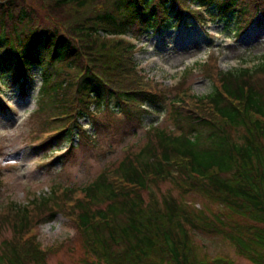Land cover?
<instances>
[{"label": "trees", "instance_id": "16d2710c", "mask_svg": "<svg viewBox=\"0 0 264 264\" xmlns=\"http://www.w3.org/2000/svg\"><path fill=\"white\" fill-rule=\"evenodd\" d=\"M202 8L210 20L232 19L240 35L264 16V0H0V80L26 95L31 67L41 66L33 113L42 116L33 123L58 111L75 119L103 100L130 115L119 121V144L144 127L148 110L164 112L167 122L151 123L137 158L121 157L112 171L108 165L82 197L64 191L32 199L34 209L0 207V264H47L28 233L56 213L75 229L67 240L81 246L78 264H233L204 253L197 233L219 235L239 256L264 264V59L225 71L203 66L215 83L204 95L135 72L131 37L188 11L204 24ZM104 121L100 128L111 126ZM166 184L174 195L161 189Z\"/></svg>", "mask_w": 264, "mask_h": 264}, {"label": "rangeland", "instance_id": "374dc122", "mask_svg": "<svg viewBox=\"0 0 264 264\" xmlns=\"http://www.w3.org/2000/svg\"><path fill=\"white\" fill-rule=\"evenodd\" d=\"M236 32L232 20L228 23L213 21L201 26L191 15L185 14L180 23L173 18L168 22V26L164 25L160 31L150 30L139 36L134 41L136 49L133 56L143 73L165 85L171 82L178 83L176 82L179 79L177 76L184 69L193 66L194 61L205 60L210 55L217 57L222 69H228L235 64L247 61L255 62L264 56V18L258 17L242 35ZM37 54L43 60L42 55L39 52ZM189 69L185 87H191L197 95L208 93L212 89L210 80L202 76L194 67ZM30 73L32 78L29 84L35 89L29 95H22L17 85L9 79H6V85L3 83L4 86L0 88L1 97L10 107V109L5 107L7 113L2 111L3 108L0 109V164L5 162L7 165H14L11 170L3 169L0 175V207L9 203L30 205L29 200L32 193L48 192L47 189L50 186L57 190L63 185H84L94 179L103 167L116 164L124 156L119 150L121 144L129 143L133 150H137L138 143L145 142L143 135L147 132L140 128L134 132L135 136H126L122 140L123 143L119 144L116 132L119 121L121 117L125 119L130 115L115 113L111 115L112 121L109 127L100 128L99 126L105 123L94 121V126L99 127L98 130L97 128L94 130L96 142H88L84 137L78 136L73 143L81 142V144L76 145L64 161L54 159L56 158L54 157L55 150L47 157L40 158L46 147L34 149L33 146L39 141L42 143L43 139L50 135L49 131H44L45 129L53 127L50 125L41 127L40 125L31 131L35 117L42 116L40 113L32 114L38 103L37 86L40 83L41 66L34 65ZM70 117L66 115L65 119L69 120ZM104 117L105 112L103 111L99 119L103 120ZM160 118L159 114L153 113L148 116L146 123L150 120L157 123ZM79 121L84 124L87 119L80 118ZM158 125L165 127L167 122L161 121ZM90 127L89 124L87 129ZM85 135L90 136L91 133L85 132ZM51 143L54 145L53 148L56 145L67 147V142L58 144L53 141ZM105 147H112L115 150L109 155L102 156L100 148ZM62 166H65L63 170ZM161 189L171 192L172 195L175 194V190L169 184ZM40 222L35 232L42 247H53L64 243L62 248L48 253L47 264H78L81 246L74 237L71 246H68L67 238L73 235V229L68 226L64 217L56 215L52 221L43 223L42 220ZM4 235L9 236L10 233L6 230ZM211 236H197V239L204 245L205 253L225 255L234 259L233 264H253L243 257H238L227 241L216 235Z\"/></svg>", "mask_w": 264, "mask_h": 264}]
</instances>
